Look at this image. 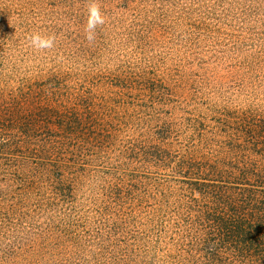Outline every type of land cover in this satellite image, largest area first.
Listing matches in <instances>:
<instances>
[{"label":"trees","instance_id":"trees-1","mask_svg":"<svg viewBox=\"0 0 264 264\" xmlns=\"http://www.w3.org/2000/svg\"><path fill=\"white\" fill-rule=\"evenodd\" d=\"M97 2L0 0V264H264V0Z\"/></svg>","mask_w":264,"mask_h":264},{"label":"clouds","instance_id":"clouds-1","mask_svg":"<svg viewBox=\"0 0 264 264\" xmlns=\"http://www.w3.org/2000/svg\"><path fill=\"white\" fill-rule=\"evenodd\" d=\"M106 23L104 14L97 0H89L87 24L84 28L85 39L89 45L94 44L97 36V28H102ZM26 39L30 46L37 52H46L56 47L57 37L52 35H41L39 32L29 34Z\"/></svg>","mask_w":264,"mask_h":264}]
</instances>
